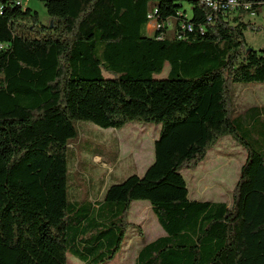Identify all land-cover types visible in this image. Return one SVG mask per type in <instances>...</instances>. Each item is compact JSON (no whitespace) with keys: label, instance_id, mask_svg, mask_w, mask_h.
<instances>
[{"label":"trees","instance_id":"16d2710c","mask_svg":"<svg viewBox=\"0 0 264 264\" xmlns=\"http://www.w3.org/2000/svg\"><path fill=\"white\" fill-rule=\"evenodd\" d=\"M38 1L48 24L0 0V264H67L69 254L106 264L137 201L165 235L143 242L136 264H264V106L240 113L233 95L235 84H264V49L245 37L260 30L246 18L264 0L229 12L204 0ZM149 15L165 24L152 35ZM167 65L168 77L154 78ZM77 122L160 126L154 162L102 198L106 183L91 177L85 197L79 183L70 197ZM227 136L247 153L232 203L192 200L183 171Z\"/></svg>","mask_w":264,"mask_h":264},{"label":"rangeland","instance_id":"374dc122","mask_svg":"<svg viewBox=\"0 0 264 264\" xmlns=\"http://www.w3.org/2000/svg\"><path fill=\"white\" fill-rule=\"evenodd\" d=\"M19 1L24 7L38 12L40 21L48 24L49 16L43 3L38 0ZM182 4L188 16L191 17V5L187 1H183ZM246 20L261 27L258 31L249 30L245 33L249 48L257 51L264 49V7L258 15H249ZM176 21L173 19L170 22L167 29L168 37L175 35ZM153 32V27H150L149 34L152 35ZM169 70L170 67L167 65L162 73L154 74V78H167ZM104 77L113 78L114 76L104 73ZM233 95L236 109L240 113L252 107L264 106L263 83L235 84ZM76 127L78 138L72 141V146L77 151L78 161L77 159L69 160L70 197L78 183L79 187L76 190L85 197L87 186L83 182L84 178L91 177L97 185L104 181L106 186H112L132 175H143L154 162L155 141L153 138H158L160 126L130 123L122 129L105 130L89 122H77ZM246 159V151L231 136L221 139L209 152L207 160L199 167L191 171H183L190 190V198L197 201L231 204L240 169ZM134 205V210L129 215V222L135 226H130L128 239L123 249L106 264H136L138 248L143 242L149 243L164 235V231L150 209V204L137 201ZM138 205L145 206L137 207ZM140 229L142 235L138 232ZM67 264L85 263L69 254Z\"/></svg>","mask_w":264,"mask_h":264},{"label":"built area","instance_id":"2783aa9c","mask_svg":"<svg viewBox=\"0 0 264 264\" xmlns=\"http://www.w3.org/2000/svg\"><path fill=\"white\" fill-rule=\"evenodd\" d=\"M204 3L215 12L235 11L240 6L238 0H204ZM251 16H255V14H251ZM149 19H151L150 27H153L154 31H159L160 29L165 27V24L159 23L154 20L153 15H149ZM189 29H191V26H189Z\"/></svg>","mask_w":264,"mask_h":264},{"label":"crops","instance_id":"0c3cea01","mask_svg":"<svg viewBox=\"0 0 264 264\" xmlns=\"http://www.w3.org/2000/svg\"><path fill=\"white\" fill-rule=\"evenodd\" d=\"M137 132H138V131H137ZM155 137H156V136H155ZM154 139H155V140H154ZM153 141L156 142V141H157V138H153ZM155 142H154V146H155ZM148 168H149V167H148ZM145 172H146V171H145ZM141 176H142V175H141ZM106 187H107V186L105 185V187L103 188V191L101 192V198H102L103 195H104V192H105V190H106ZM196 201H197V200H196ZM134 206H135V205H134V203H133V204H132V207H131V211L134 210V209H133ZM140 206H145V205H138L137 207H140ZM146 206H148V205H146ZM137 207H136V208H137ZM143 208H145V207H143ZM150 209H151V208H150ZM131 211H130V212H131ZM130 215H131V214H130ZM164 235H165V233H164ZM164 235H162V236H164ZM162 236H161V237H162ZM159 238H160V237H159ZM157 239H158V238H157ZM139 249H140V247L138 248V251H139Z\"/></svg>","mask_w":264,"mask_h":264}]
</instances>
